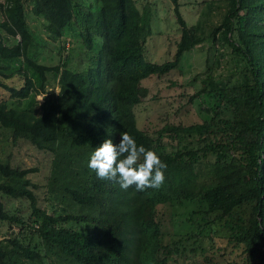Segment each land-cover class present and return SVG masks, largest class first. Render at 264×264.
<instances>
[{"label": "trees", "instance_id": "1", "mask_svg": "<svg viewBox=\"0 0 264 264\" xmlns=\"http://www.w3.org/2000/svg\"><path fill=\"white\" fill-rule=\"evenodd\" d=\"M96 1L99 5L84 11L76 0H30L31 11L42 14L47 29L56 35L72 18H79L83 43L95 53L85 69L51 66L58 74V90L44 95L39 113L33 107L16 109L0 101V126L10 130V138L26 139L51 152L48 184L61 203L59 212L55 205L47 211L37 204L33 183L24 176L30 169L0 161V192L28 200L29 227L41 241L24 242L18 236L0 240V264H44L46 253L67 264H166L169 255L180 253L185 244L177 238L162 242L155 206L183 201L196 203L201 213L186 217L197 234L206 230L207 215L228 216L246 205L247 215L230 224L228 238L242 248L243 264H264V0H228L222 20L209 32L214 39L222 28L230 49L247 65V81L217 91L220 103L230 109L229 118L219 126H212L211 120L164 123L152 134L135 121L133 107L147 93L141 79L175 68L183 52L202 37L180 15L178 0H170L179 36L170 58L149 61L143 54L150 33L149 6L138 8L135 0ZM0 11V26L14 35L6 43L8 36L0 34V60L20 57L38 72L42 88L43 69L50 67L26 54L31 35L23 1L2 0ZM16 71L23 74L20 87L6 86L1 80L0 85L11 95L25 97L33 82L25 71ZM122 131L138 145L155 150L167 164L159 189L123 190L88 168L94 148L105 138L119 143ZM162 137L178 146L158 151ZM71 204L77 206L75 213L67 212ZM0 218L24 224L2 210L1 203ZM69 220L85 226L73 228L65 224Z\"/></svg>", "mask_w": 264, "mask_h": 264}, {"label": "rangeland", "instance_id": "2", "mask_svg": "<svg viewBox=\"0 0 264 264\" xmlns=\"http://www.w3.org/2000/svg\"><path fill=\"white\" fill-rule=\"evenodd\" d=\"M22 1L26 26L31 35L26 54L33 61L50 68L43 69L44 80L41 88L38 84V72L23 63L20 57L0 60L3 64L0 69V80L3 84L20 87L23 74L16 71L19 68L25 71L33 82L25 97L11 95L9 90L0 85V101H4L7 107L16 109L33 107L37 114L44 95L49 91L55 93L58 90V74L51 66L59 64L73 71L85 69L90 63L91 54L95 53V48L88 50L85 47L81 35L83 26L79 18H72L56 35L47 29V20L42 14L31 11L32 2ZM76 2L84 11L99 5L96 0ZM135 2L138 8L147 4L150 10V33L143 43L144 57L154 62L170 58L180 32L170 0ZM227 6L228 0H178L180 15L186 24L194 25V33L202 37V41L184 51L175 68L159 76L149 75L141 79L140 83L147 88V93L133 107L136 125L140 129L152 134L164 123L189 124L210 120L212 126H219L223 119L229 118L230 109L220 103L217 91L226 85L245 82L249 75L244 59L234 53L224 39L222 28L216 32L214 39L209 36L211 27L222 20ZM2 19L3 14L0 11V21ZM0 34L3 37L8 36L7 39L4 38L6 43L13 40L14 35L7 33L1 26ZM93 38L96 43L98 39L95 36ZM191 94L195 96L189 99ZM161 140L162 146L158 151H169L178 146L175 140L167 137H162ZM0 161H7L10 165L20 168H29L24 176L33 183L30 187L37 197V204L49 212L54 205L56 211L61 210V203L54 198V192L50 191L48 184L51 169L49 150L37 149L23 138L13 141L10 138V130L0 126ZM0 203L6 213L24 221V224H20L16 220L0 218V240L18 236L24 242L41 244L29 227L30 207L27 199L11 197L0 192ZM197 207L196 203L189 201L155 206V218L160 222L162 242L177 238L185 244L180 253L169 255L166 264H243L242 248L235 246L228 236L231 235L230 224L247 215L246 205L239 206L228 216L207 215L208 226L201 234H197L196 226L186 219L187 216L196 218L201 214L198 213ZM76 211L75 204L67 206V212ZM65 224L79 229L85 226L84 223L71 220ZM46 254L44 264H67L66 261L56 260L52 254Z\"/></svg>", "mask_w": 264, "mask_h": 264}, {"label": "clouds", "instance_id": "3", "mask_svg": "<svg viewBox=\"0 0 264 264\" xmlns=\"http://www.w3.org/2000/svg\"><path fill=\"white\" fill-rule=\"evenodd\" d=\"M88 168L101 180L112 181L127 190L159 189L165 181L167 164L153 149L138 145L127 131L120 133L119 143L105 138L90 154Z\"/></svg>", "mask_w": 264, "mask_h": 264}]
</instances>
